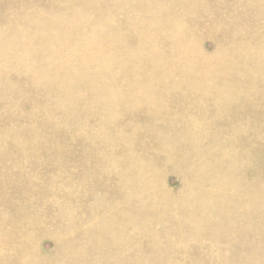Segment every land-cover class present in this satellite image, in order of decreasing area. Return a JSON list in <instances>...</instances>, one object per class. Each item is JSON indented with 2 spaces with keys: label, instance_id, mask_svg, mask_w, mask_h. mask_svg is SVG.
Masks as SVG:
<instances>
[{
  "label": "rangeland",
  "instance_id": "rangeland-1",
  "mask_svg": "<svg viewBox=\"0 0 264 264\" xmlns=\"http://www.w3.org/2000/svg\"><path fill=\"white\" fill-rule=\"evenodd\" d=\"M117 1L119 20L134 1ZM206 4L194 15L236 24L222 41L220 26L201 21L189 51L224 77L238 64L232 47L264 34V0ZM50 15L70 21L62 43L35 30L33 19ZM90 18L83 0H0V264L19 254L47 264H264V89L257 108L250 92L240 101L242 91L227 95L234 103L225 106L216 94L239 80L216 75L211 84L198 75L192 84L219 91L206 93L174 87L170 75L173 88L148 97L147 106H157L151 117L146 107L123 109L128 82L140 88L151 76L134 68L131 78L117 64L116 80L94 81L93 65L72 67L90 42L82 38ZM106 102L118 119L93 116ZM228 192L232 216L208 205Z\"/></svg>",
  "mask_w": 264,
  "mask_h": 264
},
{
  "label": "bare ground",
  "instance_id": "bare-ground-1",
  "mask_svg": "<svg viewBox=\"0 0 264 264\" xmlns=\"http://www.w3.org/2000/svg\"><path fill=\"white\" fill-rule=\"evenodd\" d=\"M114 1L120 2L117 0H83L86 4V12L91 17L89 20L83 21V23L92 25V30L82 38H88L90 42L86 45H82L81 48L78 47L82 56L77 57V60L70 61V63L72 67L77 66L78 70L87 69L89 65H93L94 73L92 78L94 81L103 80L106 77H109L111 80H116V78L119 77L114 71L117 64L119 66H124L125 69L128 68L129 72H127L126 75H130L131 78L133 76L134 68L139 70L142 75L151 76L146 79L147 82L143 83L140 88H138V83H132L131 81L128 82L133 89L128 87L125 89V93L122 94L121 103L123 106L121 107L123 109H134L137 112L146 107L147 110L149 109L148 112L151 117L152 114L156 112L157 106H147L149 103L148 97L152 93L154 96L161 95L160 92L164 89L173 88L168 87V84L166 83V81L170 80L166 77L170 75L173 76L174 80L171 81L173 82L174 87H181L183 85L190 86L195 87L194 89L201 92L205 89L206 93H210V91H221L222 93L220 92L216 94L218 97L214 98L215 102H218V100H225L228 97L227 95L232 96L233 93L237 94L240 91H242L243 95L240 98V101L244 102L245 94L248 96V92H250V97H248V99H250L253 109L257 108V103H259L257 99L258 94L260 92L262 93V90L264 89V34L260 35L259 32L253 33L252 36L248 38V41L250 42L249 45L231 46L234 55L238 60V64L228 65L225 71V76L223 77L221 73H217L214 66H210L209 64L204 67L203 64L199 63L200 61L192 58L189 51L190 45L193 47V44H195L194 41L201 38L199 30L201 21L205 28L207 26H220L222 30L216 36L222 41L223 37L226 36L236 24V22L233 21L228 25H225L221 20H216L206 13L198 15L199 17L194 15L198 9L206 10L208 8L206 0H133V3H130L123 8L125 12L124 16L119 20L115 19L114 13L121 7L116 5ZM255 9L258 12L259 6ZM41 15H45V12ZM33 21L40 22L35 30L44 33L47 40L57 43H62L64 40L67 25L70 23L68 20L59 19L52 15L45 20L34 18ZM75 23L76 22L73 24ZM119 25L122 26L118 28ZM208 32L209 35L212 33L210 31ZM255 41L260 42V44L256 45V42L254 45L253 42ZM75 49L76 46L74 45L71 49V57H74ZM245 54H247V56ZM38 55L39 54H37V56ZM89 59H91L92 62H90ZM191 63L192 65L190 66ZM196 67H199L201 72ZM104 70H107V72H104ZM176 74L178 75L176 76ZM198 75L206 77V80L210 82L214 78H217L216 75L220 76V78L223 77L224 79L227 78L226 76H230L231 78H234V80H239V82L238 85L233 81L228 82L227 85H224L219 91H215L212 89L213 87L205 88L192 84L193 81L197 80ZM186 79H189V82H187ZM98 84L99 83L93 82L95 89L98 88ZM211 84H214V81H212ZM215 84L217 85L216 82ZM172 95L176 97L179 95V92H174ZM55 98H57V96H55ZM228 101L230 105L231 103H234V100ZM228 101L225 100V106L228 105ZM158 103L161 104L162 102ZM185 103L190 104L193 103V101H186L183 104ZM218 106L221 108L222 104L218 103ZM93 107H95V105ZM114 107H116L115 104L106 102L104 108L100 109V111L96 109L98 112L93 116L108 120L115 115L118 119V115L115 114L113 110ZM159 108L160 106L158 107V111ZM37 110L35 111L37 112ZM75 117L77 118V115ZM125 117L127 116H121L120 120ZM160 119L162 121L171 120V116L166 117V115H163ZM90 128H92V126ZM197 135L199 134L197 133ZM136 154L138 153H135V155ZM223 167H225V164H223ZM224 170L226 176L230 178L231 167H225ZM181 171L187 174V170L181 169ZM207 182L210 184V177L207 179ZM233 196L234 192H228L227 194L224 193L222 194L221 199L208 205L210 207H224L229 211L230 216H232L235 210V204L234 202L228 201V197L233 200ZM243 197L244 199L248 198V194L244 192ZM129 215L130 217L140 216L136 214ZM126 228L128 229L130 227L126 226ZM116 232L118 233V231ZM105 263L107 264V262ZM14 264H47V261L45 260V257L38 258L31 255L27 256L25 254H19L14 259Z\"/></svg>",
  "mask_w": 264,
  "mask_h": 264
}]
</instances>
